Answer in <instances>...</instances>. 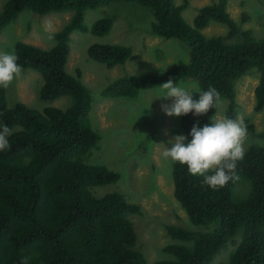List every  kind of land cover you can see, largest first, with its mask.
Instances as JSON below:
<instances>
[{
  "label": "trees",
  "instance_id": "16d2710c",
  "mask_svg": "<svg viewBox=\"0 0 264 264\" xmlns=\"http://www.w3.org/2000/svg\"><path fill=\"white\" fill-rule=\"evenodd\" d=\"M120 2L152 13L149 32L153 36L186 42L189 62L161 75L118 78L102 91L103 98H132L143 87L162 85L170 78L189 79L201 91L215 87L217 103L228 101L225 117L236 119L235 83L255 69L259 74L255 111L264 109V38L239 29L227 12L228 0L200 8L192 25L182 16L187 0L180 5L173 0H7L0 12V31L23 11L39 16L72 12L69 22L54 33L52 48L24 42L14 48L22 71L31 69L41 75L42 101L67 96L72 105L66 110L38 111L17 102L8 108L6 90L0 89V125L12 130L11 147L0 152V264H22L25 259L26 264H212L229 247L234 249L223 264H264L263 146L247 147L236 168L239 181L219 190L203 185L202 177L189 175L186 166L172 165L174 197L190 222L204 230L165 225L167 234L179 242L163 249L174 257L171 261L149 263L136 249L129 216L141 215L140 205L118 192L95 196L93 188L115 184L120 175L85 162L100 138L89 120L91 95L79 78L66 72V64L73 32L102 37L113 26L114 18L106 17L87 28L85 11ZM242 21L247 17L243 15ZM211 22L226 25L227 32L206 38L201 31ZM131 53L130 47L109 44H93L87 50L92 61L108 69L125 64ZM217 103L206 115L181 116V134L190 141L197 122L203 127L215 120ZM247 130L264 137L252 126ZM241 182L248 188L243 195L235 193Z\"/></svg>",
  "mask_w": 264,
  "mask_h": 264
},
{
  "label": "rangeland",
  "instance_id": "374dc122",
  "mask_svg": "<svg viewBox=\"0 0 264 264\" xmlns=\"http://www.w3.org/2000/svg\"><path fill=\"white\" fill-rule=\"evenodd\" d=\"M7 0H0V12ZM176 5L183 0H173ZM188 6L183 11L184 20L192 25L200 8L216 0H187ZM227 12L240 30L250 29L256 39L264 38V0H228ZM247 21H242V16ZM72 12L52 13L39 16L31 11H23L14 21L0 31V52H15V44L24 42L40 48L50 49L55 42L49 40L44 32L46 22H51L54 33L69 22ZM113 17V26L108 34L99 37L90 32H73L70 36V54L66 72L79 80L87 88L92 98L89 120L92 129L99 135L97 148L92 150L85 162L90 165L104 166L118 173L120 179L115 184H107L93 189L95 196L118 192L130 203L140 205L142 214L131 215L137 237L136 249L149 263L171 261L174 257L163 249L172 244L165 230V225L184 228L189 231H203L204 227L194 226L185 211L174 197L172 165L164 160L162 152L168 141L175 135H182L181 117H169L161 108L162 104L171 107L174 98L167 101L159 99L158 86L141 88L137 95L105 99L102 91L121 77L147 73L161 75L167 70L183 66L189 62L188 45L180 40H165L153 36L149 30L154 18L152 13L132 3L120 2L99 6L84 13L87 28L98 20ZM227 26L211 22L201 31L206 37L224 35ZM237 39V38H235ZM119 45L130 47L131 56L123 65L108 69L105 65L92 61L88 48L93 45ZM79 73L80 75L78 76ZM259 74L253 69L235 83L237 117L242 118L247 128L252 126L256 134L264 133V109L255 111V88ZM174 85L187 88L192 92L193 100L199 99L201 91L196 81L173 79ZM43 85L41 75L31 69L23 70L12 86L6 89L7 107L12 108L17 102L27 107L43 111L51 107L66 110L72 105L70 97H61L54 101H42L39 91ZM228 101L217 103L215 119L225 117ZM264 147V137L248 132L245 150L250 145ZM243 195L248 188L241 182L235 188ZM235 247V246H234ZM223 250L212 264H223L233 250Z\"/></svg>",
  "mask_w": 264,
  "mask_h": 264
},
{
  "label": "clouds",
  "instance_id": "9594fccd",
  "mask_svg": "<svg viewBox=\"0 0 264 264\" xmlns=\"http://www.w3.org/2000/svg\"><path fill=\"white\" fill-rule=\"evenodd\" d=\"M44 32L49 40L54 38V27L46 22ZM18 56L14 51L0 52V89H8L22 74V67L18 64ZM162 100L174 98L171 107L162 104V111L169 117L186 116L189 113L199 117L206 115L216 106L219 93L215 87L206 91H199L198 100H193L192 92L186 87L174 85L170 78L158 87ZM11 129L7 125H0V152L7 151L11 145L9 136ZM190 141L185 135H175L168 141L162 157L170 165L186 166L188 174L202 177L203 185L212 190H219L230 181L235 183L240 177L236 174L238 162L245 156V143L248 137L247 126L242 118L224 117L211 120L203 127L199 122L190 131ZM26 264V259L22 261Z\"/></svg>",
  "mask_w": 264,
  "mask_h": 264
}]
</instances>
